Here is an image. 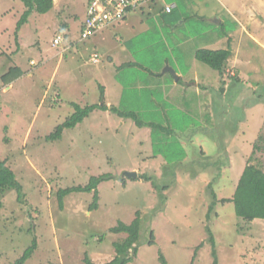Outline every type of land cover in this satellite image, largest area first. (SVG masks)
I'll list each match as a JSON object with an SVG mask.
<instances>
[{"label":"rangeland","instance_id":"374dc122","mask_svg":"<svg viewBox=\"0 0 264 264\" xmlns=\"http://www.w3.org/2000/svg\"><path fill=\"white\" fill-rule=\"evenodd\" d=\"M90 1L35 0L17 31L25 6L0 0V159L22 186L21 196L0 197V264H14L34 240L25 264H85V258L107 264L114 244L127 237L109 230L130 225L137 212L140 239L129 264H161L160 257L166 264H212L211 237L219 264H264V220L243 222L231 203L219 202L206 217L209 187L217 200L230 198L246 165L264 172V0H221L224 7L215 0H164L177 10L131 13L130 38L120 31L123 21L81 40ZM58 35L63 42L53 47ZM228 40L232 56L222 76L195 59L197 50L226 49ZM165 59L180 82L170 72L165 83L157 79ZM128 60L139 67L118 69ZM15 68L22 77L2 85ZM121 89L125 97L117 104ZM106 101L124 110L156 109V123L173 134L159 132L154 147L149 127L96 109L47 141L74 113L72 103ZM105 174L112 178L99 185L96 210H88L92 194L84 193L65 197L60 209L59 190Z\"/></svg>","mask_w":264,"mask_h":264},{"label":"trees","instance_id":"16d2710c","mask_svg":"<svg viewBox=\"0 0 264 264\" xmlns=\"http://www.w3.org/2000/svg\"><path fill=\"white\" fill-rule=\"evenodd\" d=\"M26 8V11L20 17L17 23V31L27 23L28 18L32 15L33 10L35 8L34 1L35 0H20ZM49 3L53 4L52 0H48ZM164 13V12H163ZM173 13V12H172ZM170 13V14H172ZM169 15V14H168ZM83 25L81 27L82 31ZM66 29L65 25H62L59 32H63ZM232 53L230 50V44L227 42V48L221 50H208V49H199L195 52V59L207 65L212 70L218 72L220 76L224 73V68L231 57ZM131 67H139V64H125L120 66L118 69H127ZM10 73H6L2 76V85L7 86L13 83L15 80L22 77V72L19 68H15V70L10 69ZM138 76V75H137ZM130 88V86H129ZM126 91V90H125ZM125 91H123L122 97H125ZM148 94H152L149 92ZM103 101V100H102ZM72 108L74 109V113L67 117L66 120L56 127L55 132L50 134L46 139L47 141H56L61 138V135L66 129H74L78 124L82 123L84 119L88 118L89 115L94 112L96 109H101L102 111H110L117 115L121 119H131L134 124L139 128L149 127L151 132V138L154 143L152 145L155 147L156 142H158V137L161 134L167 137L173 134V131L168 130L163 127L160 123H156L155 117L159 114L156 109H141L135 108V110H124L117 107H107L104 102L102 105H91L85 106L81 108L75 103H72ZM139 110L140 112H138ZM144 112H149L151 114L152 121L147 122L143 121L140 116L144 114ZM153 112V113H151ZM157 112V114H156ZM207 119V117H206ZM209 120L211 118L209 117ZM209 122V121H208ZM180 130V129H175ZM161 134H160V133ZM256 146V145H255ZM161 148V147H160ZM257 147H255L256 149ZM162 149V148H161ZM162 153H156L155 156H158ZM168 155L164 154V158ZM112 177L110 175H100L98 177H91L88 183L85 186L71 187L63 190H59L57 193V199L60 209L63 207V200L65 197L74 194V193H84V194H92V202L88 208V210L94 211L98 208L99 201V193L98 187L103 182H107ZM209 187V185H208ZM8 192H16L18 196L22 194V186L17 181L14 172L7 166L6 161L0 159V197ZM209 195H210V204L208 206V214L206 217H209V212L214 209L215 203L219 202L221 204L231 203L234 208V214L237 218L241 219L243 222L252 223L255 220H264V172L258 166L255 165H246L243 171L242 176L237 182L235 190L230 198H222L217 200L216 193L210 189L209 187ZM19 199V197H18ZM2 204L0 202V208ZM140 218L139 213H136V218L132 221L130 225H125L121 222L114 228L109 230V233L118 235V234H126L127 237L121 243H115L114 248L116 252V256L107 264H129L132 259L131 256L137 255V247L135 246L137 242H139L140 236ZM102 238L100 237L99 240ZM210 242L212 244V264H219L217 253L215 251V241L213 237H211ZM35 240L32 241L31 245L24 250L19 259L15 261L14 264H25L34 254L36 250ZM129 251H131V256L129 255ZM161 264H166L165 260L160 257ZM85 264H93L88 258H85Z\"/></svg>","mask_w":264,"mask_h":264},{"label":"built area","instance_id":"2783aa9c","mask_svg":"<svg viewBox=\"0 0 264 264\" xmlns=\"http://www.w3.org/2000/svg\"><path fill=\"white\" fill-rule=\"evenodd\" d=\"M160 0H91L86 13V19L81 31V39L86 40L95 36L100 31L123 22L131 13L150 10ZM174 5H164V12L169 14ZM61 38L57 37L53 45L57 46ZM97 55H93L91 61L96 62Z\"/></svg>","mask_w":264,"mask_h":264},{"label":"crops","instance_id":"0c3cea01","mask_svg":"<svg viewBox=\"0 0 264 264\" xmlns=\"http://www.w3.org/2000/svg\"><path fill=\"white\" fill-rule=\"evenodd\" d=\"M218 4H220L221 5V7H224V4L221 2V0H215ZM200 3H203L202 1H200ZM166 3H164V0L162 1V2H160V3H158L157 5H155V6H153L150 10H148V9H146V10H144L145 12H146V14L148 15V16H152L153 14H155V16H159V15H162V14H166V13H163V6L165 5ZM166 5H174L175 7H174V9L172 10V12H174L175 10H177V6L175 5V4H173V3H168V4H166ZM171 12V13H172ZM142 13H144V12H142ZM188 14V13H187ZM186 14V15H187ZM213 15L212 16H214L216 13H212ZM140 15H142V14H140ZM195 16H199V19L200 20H204V21H211V23H214V22H216V25H218V24H220L221 23V21L220 20H209V18L208 17H206V16H204V15H201V14H199V15H197V14H195ZM135 15L133 16V15H129L125 20H124V28H122V29H120V31L125 35V36H127L128 38H130V34H131V31L127 28L126 29V27H129L130 29H133V26H135V25H133V23H130V21H132V20H135ZM184 18V17H183ZM185 19L186 20H188L189 19V17L187 16V17H185ZM186 20H184L185 22H186ZM184 21H182L181 22V24L182 23H184ZM140 28H143V22H141V26H139ZM144 29H146V28H144ZM174 31V30H173ZM58 36H60V35H58ZM57 37V36H56ZM185 41H187V40H185ZM62 42H63V40H62ZM176 42V45L177 46H181L183 43H184V41L182 40V42H181V40H178V41H175ZM227 42H229V44H231V40H228ZM62 44V43H61ZM60 44V45H61ZM227 45V44H226ZM202 49H206V48H202ZM208 50H210V49H208ZM232 56V55H231ZM194 57H195V54H194ZM91 58H92V56H91ZM100 60V59H99ZM133 60V59H132ZM132 60H128V62H126V63H124L123 65H125V64H135V65H137L138 63H137V61H132ZM166 60V59H165ZM111 61V60H110ZM123 65H121V66H123ZM164 66H166L165 68H167V67H170V66H173L171 63H170V61H168V60H166V61H164V62H162L160 65H159V69L160 68H163ZM120 67V66H119ZM118 67V68H119ZM175 74H177L178 76V79L177 80H175V82L177 83V82H180L181 81V79H182V75H181V73L180 72H174ZM165 74H170L168 71H166V72H163V75L162 74H159V75H157V74H153V75H155V76H160V75H162L161 76V78H157V79H161V83H165V81H166V78H164V75ZM12 84V83H11ZM11 84H9V85H11ZM156 84H157V82H156ZM9 85H7V86H9ZM119 85H122V84H120L119 83ZM124 86V85H123ZM10 87H12V86H10ZM121 88H124V87H121ZM123 91L124 90H122L121 89V91H120V98L118 99V103L117 104H119V102L121 101V99H122V95H123ZM107 103L105 104L107 107H114L111 103H110V101H106Z\"/></svg>","mask_w":264,"mask_h":264},{"label":"water","instance_id":"95a60500","mask_svg":"<svg viewBox=\"0 0 264 264\" xmlns=\"http://www.w3.org/2000/svg\"><path fill=\"white\" fill-rule=\"evenodd\" d=\"M166 71L170 72V73L174 76L175 80L178 79V77L176 76V74L174 73V71H173L172 69H170L169 67H167V68L165 69V72H166ZM126 176H128V178H131L132 176H134V173H132V174H128V173H126Z\"/></svg>","mask_w":264,"mask_h":264},{"label":"clouds","instance_id":"9594fccd","mask_svg":"<svg viewBox=\"0 0 264 264\" xmlns=\"http://www.w3.org/2000/svg\"><path fill=\"white\" fill-rule=\"evenodd\" d=\"M158 3H160V1H159ZM165 5H166V4H165ZM163 10H164V6H163ZM163 12H164V11H163ZM164 13H165V12H164ZM166 14H167V13H166ZM169 14H170V13H169ZM83 24H84V23H83ZM57 37H60V36H57ZM57 37H56V38H57ZM56 38H54V40H55ZM60 38H61V37H60ZM54 40H53V42H54ZM81 40H82V39H81ZM53 42H52V46H53V47H57V46H59V45L62 43V38H61V42H60V44L57 45V46H54V45H53ZM92 56H93V55H92ZM97 56H98V55H97ZM98 59H99V56H98ZM90 60H91V58H90Z\"/></svg>","mask_w":264,"mask_h":264}]
</instances>
